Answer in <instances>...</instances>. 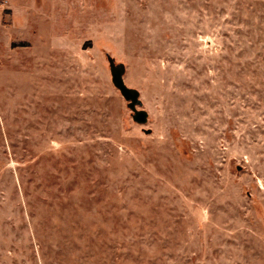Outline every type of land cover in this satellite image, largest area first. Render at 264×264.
<instances>
[{"label": "rangeland", "instance_id": "rangeland-1", "mask_svg": "<svg viewBox=\"0 0 264 264\" xmlns=\"http://www.w3.org/2000/svg\"><path fill=\"white\" fill-rule=\"evenodd\" d=\"M0 264H264V0H0Z\"/></svg>", "mask_w": 264, "mask_h": 264}, {"label": "water", "instance_id": "water-1", "mask_svg": "<svg viewBox=\"0 0 264 264\" xmlns=\"http://www.w3.org/2000/svg\"><path fill=\"white\" fill-rule=\"evenodd\" d=\"M110 67L112 83L120 91L124 99L128 101V107L133 112V120L140 124L146 123L147 112L143 109H136V106L141 105L138 91L125 85L122 79V68L117 67L112 60H110Z\"/></svg>", "mask_w": 264, "mask_h": 264}]
</instances>
